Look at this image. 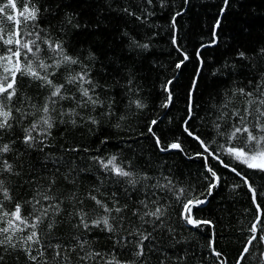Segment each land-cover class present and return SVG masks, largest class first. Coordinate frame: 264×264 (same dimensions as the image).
<instances>
[{
	"label": "trees",
	"instance_id": "obj_1",
	"mask_svg": "<svg viewBox=\"0 0 264 264\" xmlns=\"http://www.w3.org/2000/svg\"><path fill=\"white\" fill-rule=\"evenodd\" d=\"M32 2L41 8L40 26L51 33L53 39L62 40L68 54L90 70V77L97 85L95 95L103 104L93 109L91 105L84 108L77 107L74 101H61L51 113L53 128L50 134L43 144L29 147L23 141L24 129L43 115L37 109L43 107L50 89L41 87L42 82L28 76L19 79L18 99L13 105V115L17 119L12 121V129L0 131V145L7 143L12 149L3 154V159L13 165V173L0 172V179L13 197L12 201L3 202L5 210L11 211L16 203H21L25 215L31 213L32 204L27 202L35 197L47 204L42 195L49 194L51 185L50 194L63 201L61 213L52 218L55 221L53 243L71 246L76 243L73 238L79 237L88 242L87 251L103 256L87 264H106L113 255L122 262L135 259L134 244L123 245L125 237L129 241L133 239L126 229L140 226L139 216H134L133 212L143 211L141 200H158L166 209V226L162 232L153 233L156 239L146 248L141 264H160L161 261L164 264H219L208 247L209 240H214L215 249L223 253L227 264H236L250 236L248 228L255 220L250 193L239 177L216 160H210L220 181L213 194L207 195L209 180L205 179L208 175L205 162L195 155L201 149L184 133L183 125L189 119V91L195 80L198 87L193 93L196 107L189 121L191 130L205 141L215 139L216 143L211 146L217 151L225 142L224 137L217 136L214 124L221 123L227 131L233 120L231 111L243 110L246 98L233 97L226 110L229 114L219 120L224 93L241 87L252 90L249 81H257L259 74L264 73V55L260 52L264 49V0H228L227 5L224 0ZM6 3L7 0H0V5ZM16 3L22 11L25 0H16ZM125 8L135 15H129ZM7 12L16 14L11 8ZM0 21V28L7 36L14 25L6 16H0ZM77 24L79 27H75ZM174 36L181 51L189 57L180 69L176 68V63L183 56L173 44ZM145 44L147 48L138 46ZM3 47L0 44V48ZM241 52L245 57H240ZM74 67L79 71V66ZM65 75L62 69L53 77L54 82L63 83ZM168 81H172L169 88L173 99L168 107H163L168 95L163 86ZM136 100L144 107L137 108ZM16 108L21 112H16ZM72 108L78 115L68 114ZM22 113L30 115L22 116ZM90 117L97 123H92ZM153 120L157 121L154 131L164 145L178 141L183 151L161 152L156 147L155 138L148 132ZM112 156H116L117 162L126 169L151 177L146 182L148 185L166 184V177L172 181L173 190L146 188L144 181L135 188L115 182L118 178L106 173L93 159L107 160ZM222 159L228 162L229 158ZM240 169L254 186L264 190V173L243 166ZM180 189L185 190L186 196L178 199ZM89 193L98 195L110 206L115 193L119 205H127L121 214L123 220L116 223V233L101 228L86 231L82 225L76 227L79 217L75 213L81 208L89 213L90 219L103 214L88 198ZM73 194L75 199H69ZM193 195L205 200L193 209L195 218L211 222L200 228L180 218V200ZM144 227L151 231L150 225ZM169 228L173 230L171 234ZM41 229L48 231L47 221ZM117 239L121 240L120 245ZM261 253H264V242L257 241L242 264H258V259L264 264ZM78 254H84L79 247L68 253L70 264H79ZM5 264L30 262L21 251L6 256Z\"/></svg>",
	"mask_w": 264,
	"mask_h": 264
},
{
	"label": "snow or ice",
	"instance_id": "obj_2",
	"mask_svg": "<svg viewBox=\"0 0 264 264\" xmlns=\"http://www.w3.org/2000/svg\"><path fill=\"white\" fill-rule=\"evenodd\" d=\"M151 2L152 0H148V3ZM224 2L225 5L228 4V0H224ZM9 8L14 10L16 14H9L7 12ZM124 11L129 15H135L127 8ZM40 13L41 8L33 3L32 0H25L22 11L17 8L16 0H7L6 4L0 5V16H6L7 21L14 25V28L7 36L3 34V28H0V44L4 46L0 48V53H2L0 54V131L12 129V121L17 119L13 115V105L18 99L17 86L21 77L28 76L32 80L42 82L41 87L50 89V95L47 97L43 107L37 109L43 115L33 122L30 127L24 129L23 141L29 147L43 144L44 139L50 134L49 130L53 128L51 113L55 111V106L61 101H74L77 107L84 108L91 105L93 109L103 104V101L95 95L97 85L90 77V70L78 58L68 54L62 40L53 39L51 33L40 26ZM221 13H223V9ZM176 15L178 16L180 13ZM137 19H140V17H137ZM68 23H72L71 19L68 20ZM219 24L220 21L217 20L216 26L219 27ZM75 27H79V25L77 24ZM173 27H175V16L173 17ZM173 44L177 46V51L181 52L183 56V59L176 63V68L180 69L184 61L188 60L189 57L181 51L175 36L173 37ZM138 46L148 47L147 44ZM260 52L264 55V49H261ZM239 55L242 58L245 57L243 52L239 53ZM199 56L200 53L197 51V57L199 58ZM74 66H79V71ZM62 69L66 72L64 82L57 84L54 82L53 77H56ZM171 84L172 81H168L163 86L168 93L163 107H168L172 102L173 98L169 88ZM249 85L252 86V90L241 87L231 93H224L225 99L220 105L221 116L218 118L219 120H223L229 114L226 110L236 95L246 98V107L243 110L236 108L231 111L230 115L233 120L227 131L224 130L221 123L214 124L217 136L224 137L225 141L219 145V151L211 146L216 143L215 139L210 142L205 141L200 135L191 130L189 121L192 119V114L196 107L193 93L198 87V83L195 80L193 81L192 89L189 91V119L185 120L183 125L184 133L194 140L201 149L195 155L205 162L204 167L208 173L205 179L209 180L207 195L211 196L213 194V190L220 181L218 172L210 164V160H216L221 167L239 177L250 193L252 205L255 208V220L248 228L250 236L243 246L236 264H242V262L246 261L257 241L264 242V190L254 186L247 175L240 169V166H243L246 169L264 173V73L259 74L257 81L253 82L250 80ZM68 93L71 94L69 95ZM134 103L137 108L144 107L139 100L134 101ZM15 111L21 112V109L16 108ZM68 114L78 115L75 108L69 109ZM27 115H30V113H22V116ZM90 119L92 118L90 117ZM92 123H97V121L92 119ZM156 124L157 121L153 120L148 127V132L155 138L156 147L161 152L169 150L183 151L182 144L178 141L165 146L162 138L156 135L154 131L153 126ZM11 150L10 144L0 145V165H2L0 172L13 173V165L3 159V154L9 153ZM222 157L229 158L228 162ZM93 159L106 173L118 178L115 181L117 183L124 182L135 188L141 181H144L146 188H160L169 191L174 188L172 181L166 177V184L157 182L155 185H148L146 182L151 177L126 169L121 163L117 162L116 156H112L107 160L100 157H94ZM233 161L235 164L232 163ZM52 183L54 184L55 181ZM236 187H239V185H236ZM51 190L52 186L50 185L49 194L42 195V200L47 201V204L42 203L41 199H36L35 197L32 201L27 202L32 204L33 211L25 215L24 205L21 203H16L11 211L5 210L3 202L12 201L13 197L5 186L4 180L0 179V197H2L0 199V250L3 252V254H0V264H5L6 256L21 251L27 256L30 264H70L68 253L75 251L77 247L84 253L83 255L78 254L79 264L95 261L97 257L103 259L101 253L87 251L85 246L88 242L79 237L73 238L76 243L71 246L59 242L53 243L55 221L52 218L61 213L60 205L63 201L50 194ZM95 191L98 193L99 189ZM38 195L40 194L38 193ZM112 195L113 201L110 206L106 200L100 199L98 195L89 193L88 198L94 201L96 208L101 210L103 214L98 215L95 219H90L89 213L81 208L75 213L79 217L76 227L79 228L82 225L86 231L91 228H101L102 231L116 233L118 231L116 223L123 220L121 214L127 208V205L120 206L115 198V193ZM183 196H186L185 190L180 189L177 198L180 199ZM69 199L74 200L75 194ZM180 202L182 203L180 218L186 224L194 228H200L202 225L211 223L210 221L196 219L193 213L194 208L205 203L204 199L193 195L191 198L180 200ZM140 204L143 206V211L138 209L133 212V215L139 216L141 224L139 227L126 229L127 235L133 238L131 241L127 237L123 239L124 246L129 243L134 244L132 253L135 259L122 262L113 255L112 259L108 260L106 264H141L145 257L146 248L156 239L153 233L157 232V230L162 232L165 228L164 217L166 209L161 206L158 200L145 199L141 200ZM113 213L116 215H113ZM46 221L48 231L44 232L41 229V225L45 224ZM144 225H150L151 231L145 228ZM120 227L123 229V224ZM168 231L171 234L173 230L169 228ZM146 242L148 243L146 244ZM116 243L120 245L121 240L117 239ZM214 243V240H209L208 242L211 253L218 258L219 264H227V261L223 258V253L215 249ZM49 250H51L50 257ZM261 257H264V253H261ZM179 259L178 257L177 260ZM160 264H164V261H161ZM258 264H262L259 259Z\"/></svg>",
	"mask_w": 264,
	"mask_h": 264
}]
</instances>
